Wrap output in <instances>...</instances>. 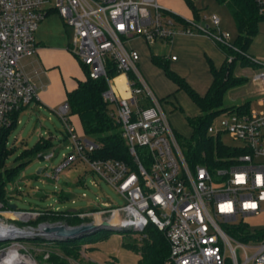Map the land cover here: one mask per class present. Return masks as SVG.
<instances>
[{
	"label": "built area",
	"instance_id": "1",
	"mask_svg": "<svg viewBox=\"0 0 264 264\" xmlns=\"http://www.w3.org/2000/svg\"><path fill=\"white\" fill-rule=\"evenodd\" d=\"M253 3L264 14V0ZM50 11L70 28L68 49L86 75L104 79L102 98L119 124L129 155L128 161L90 158L96 145L77 134L67 103L54 110L68 144L53 177L71 163H82L123 199L121 206L102 203L104 208L77 215L107 213V221L115 215L118 224L142 237L152 225L167 241L164 264H264V226L249 224L264 214V64L251 77L261 84L260 108L220 111L206 126V136L219 138L228 133L238 141L235 147L241 152L211 170L201 164L190 167L162 101L140 75L138 53L128 43L137 37L153 44L176 34L196 33L235 49L227 32H215L219 24L215 14L208 17L210 28L201 27L198 16L186 19L157 0H0V130L9 125L12 113H20L37 100L38 87L24 76L18 61L35 53L34 32ZM119 76L121 89L115 81ZM37 155L45 160L54 156L52 152ZM7 204L0 198V231L23 230L16 221L26 222L28 233L33 231L28 218L43 212L11 209ZM8 240L9 246L0 247V264L16 249L14 239Z\"/></svg>",
	"mask_w": 264,
	"mask_h": 264
},
{
	"label": "rangeland",
	"instance_id": "2",
	"mask_svg": "<svg viewBox=\"0 0 264 264\" xmlns=\"http://www.w3.org/2000/svg\"><path fill=\"white\" fill-rule=\"evenodd\" d=\"M157 1L186 19L194 17L186 0ZM190 3L197 13L201 27L210 26L208 17L210 14H215L219 20L215 32H227L228 41L233 44L236 38V29L225 3H218L215 0H190ZM40 23L39 34L48 38V41L49 39L52 41L59 40V38L66 39V37L68 41L70 40L71 30L63 25L56 12H49ZM210 28L212 27L210 26ZM213 43L208 36L196 33L176 34L169 41L153 44H147L144 39L137 37L130 43L139 56L138 71L154 95L162 101L166 118L172 130L177 133L176 140L180 148L181 140L190 136V128L185 117L195 116L198 110L188 94L183 89H179L166 76L163 66L183 78L196 93L203 94L210 81L207 59L209 58L211 64L217 67L223 61L222 54ZM245 52L248 57L258 63V66L235 69V75L246 77V82L225 91L221 108L236 106L247 101H249L250 108L257 110L260 108L257 100L261 84L258 81H253L251 77L264 64V19L258 21L256 34ZM151 56H163L168 59L163 60L160 66H156L151 62ZM170 56H174L176 61L170 60ZM166 96L174 104L171 111L170 105L164 103L163 97ZM213 125L217 126L216 121H213ZM64 135L63 123L55 111L38 108L30 103L19 113L16 123L7 133L4 147L6 154L0 169V179L3 182L2 195L6 203L14 204L16 209L25 211L98 210L104 208L102 203H107L110 207L121 206L123 204L122 197L82 164L71 163L58 171L56 178L53 177L54 170L62 161V154L67 153L65 145L68 143L64 140ZM40 137H51L50 145L43 152H52L54 156L51 159L45 160L38 157L37 154L31 157L20 155L25 149L32 148ZM219 139L227 146L238 144V141L228 133H221ZM23 162H26L25 165L7 179L4 169L12 168ZM39 167L43 168V171L36 174ZM45 172L48 173V177L45 176ZM82 193H84L83 197ZM94 214L95 212L92 215L79 216L84 219H80L77 224L73 221L70 222L72 218L41 220L29 217L28 219L34 220L32 227L36 232L37 225L42 222L66 226L97 222L94 219ZM107 216V213H100L99 221L104 220ZM249 224L254 228L263 227L264 214L250 219ZM17 225L21 229L23 228V231H28L26 222L24 224L17 223ZM141 238L140 233L135 231L115 233L101 230L75 240L62 241L53 240L47 236L32 237L28 235L12 241L16 242L14 247L17 251L29 256L35 264H138V253L125 244H137ZM10 241H0V247L9 246Z\"/></svg>",
	"mask_w": 264,
	"mask_h": 264
},
{
	"label": "trees",
	"instance_id": "3",
	"mask_svg": "<svg viewBox=\"0 0 264 264\" xmlns=\"http://www.w3.org/2000/svg\"><path fill=\"white\" fill-rule=\"evenodd\" d=\"M186 1L192 9L193 16L197 18V13L193 9L190 0ZM215 1L225 3L228 7L236 29V38L233 42L235 49L216 44L222 52L224 59L217 68L209 63L211 81L204 94L198 95L181 77L173 74L163 66L166 76L179 89H183L188 94L198 110L195 116L185 117L187 125L190 128V136L181 140L183 156L190 167L201 164L210 170L216 166L228 164L231 157L241 152L235 146L224 145L218 137L212 138L206 136L205 131L207 124L216 113L232 109L245 110L250 106L249 101H247L236 106L221 108L225 91L246 82V77L235 75V69L243 67L255 68V66H258V63L248 57L245 51L256 34L258 21L264 19V14L257 12L253 0ZM163 60V57L151 56V61L157 66H160ZM83 69L85 78L77 80L75 88L66 92L65 102L68 106L69 115H75L78 118L83 136L96 145V149L94 148L89 156L94 159L111 158L128 161L129 155L124 139L121 137L119 124L110 116L108 105L102 98V92L106 88L105 81L102 77L97 79L89 78L86 75V69L84 67ZM115 81L121 89V86H123L122 76L117 77ZM18 115L19 112L12 113L9 125L0 130V169L2 168L6 154L4 148L6 136L9 129L16 123ZM49 145L50 140L40 137L32 148L25 149L20 155L31 157L34 154L43 153ZM26 162L19 163L9 169H4L7 179L11 178ZM2 187L3 182L0 179V198L6 203L3 199ZM41 211L43 214L36 219L67 220L68 218H72L70 222L73 221L77 224L80 222V219H84V217H79L77 214L95 211V209L75 212L49 209ZM33 221H28V224H34ZM16 222L22 224L19 221ZM125 245L138 253V264H164L168 255V245L165 236L152 225L146 227L143 238L137 244L130 243Z\"/></svg>",
	"mask_w": 264,
	"mask_h": 264
},
{
	"label": "crops",
	"instance_id": "4",
	"mask_svg": "<svg viewBox=\"0 0 264 264\" xmlns=\"http://www.w3.org/2000/svg\"><path fill=\"white\" fill-rule=\"evenodd\" d=\"M171 6H173V4H171ZM40 27H41V23L38 24L34 32V39L37 45L35 53H33L30 56L22 57L18 61V66L21 72L24 74V76L27 77L31 82H33L38 87L37 100L33 102V105L37 106L38 108H45L49 111H54L61 103L65 101L66 92L75 88L76 81L83 80L85 78V73L80 61L69 51L68 49L69 41L67 40V37L66 39L59 38V40L56 41H52L49 39L48 41V38L39 34ZM131 41L128 43V46L133 48L130 45ZM213 44L218 49L216 44L215 43ZM218 51L222 54V52L219 49ZM222 57L224 59L223 54ZM163 59L165 60L168 58L163 57ZM170 60L176 61L175 58ZM164 62L166 63V61ZM207 62L209 67V63L211 64V60L208 58ZM138 65L139 63L137 61V68ZM214 67L217 68V66ZM210 81H211V75H210ZM187 85L190 87L189 84ZM198 95H202V94H198ZM163 98H164V103L170 105L169 108L171 111V108L172 106L174 107V104L170 100H168L167 96ZM69 120L70 123L75 128L77 134L83 137V133L81 131L78 118L75 115H70ZM64 140H66L65 137Z\"/></svg>",
	"mask_w": 264,
	"mask_h": 264
},
{
	"label": "water",
	"instance_id": "5",
	"mask_svg": "<svg viewBox=\"0 0 264 264\" xmlns=\"http://www.w3.org/2000/svg\"><path fill=\"white\" fill-rule=\"evenodd\" d=\"M48 140H51V137H48ZM42 170L41 167L37 168L36 174H39ZM9 208L14 209V204H7ZM111 231L115 233H123L126 232L127 229L120 224L113 225L107 220H102L99 222H87V223H80L74 226H66L63 224H54V223H43L36 227V232L31 231L27 234H22L23 230L14 228L10 232L1 233L0 234V241L8 240V239H18L22 237H26L28 235L32 237L37 236H47L53 240H75L80 239L90 233L96 231Z\"/></svg>",
	"mask_w": 264,
	"mask_h": 264
},
{
	"label": "bare ground",
	"instance_id": "6",
	"mask_svg": "<svg viewBox=\"0 0 264 264\" xmlns=\"http://www.w3.org/2000/svg\"><path fill=\"white\" fill-rule=\"evenodd\" d=\"M99 214H94V219L99 222ZM111 224L113 225H118V221L117 218L115 217V215L112 216V218H110L109 221ZM9 229H1L0 232L6 233ZM22 234H27V232H22ZM33 264V261L29 258L26 257L22 254L17 253L16 249L12 248L11 252H10V259L9 260H5L4 264Z\"/></svg>",
	"mask_w": 264,
	"mask_h": 264
}]
</instances>
